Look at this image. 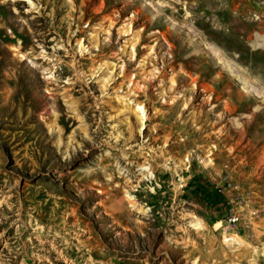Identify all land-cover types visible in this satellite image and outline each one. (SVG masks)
<instances>
[{
	"label": "rangeland",
	"instance_id": "rangeland-1",
	"mask_svg": "<svg viewBox=\"0 0 264 264\" xmlns=\"http://www.w3.org/2000/svg\"><path fill=\"white\" fill-rule=\"evenodd\" d=\"M0 264H264V0H0Z\"/></svg>",
	"mask_w": 264,
	"mask_h": 264
},
{
	"label": "bare ground",
	"instance_id": "bare-ground-1",
	"mask_svg": "<svg viewBox=\"0 0 264 264\" xmlns=\"http://www.w3.org/2000/svg\"><path fill=\"white\" fill-rule=\"evenodd\" d=\"M211 49L214 51V53L216 54V56L220 59V61H222L223 65L234 75L235 74V70L234 68L230 65L229 62H227L226 60H224L220 54L213 48L211 47ZM134 51V49H132ZM237 76V75H235ZM246 82V81H245ZM163 86V85H162ZM250 87V86H247V88ZM120 103L122 104L123 108L122 110L119 112V113H123L124 110H131L133 112H135L137 115H136V118L140 121L141 125L143 126V129L146 127V121L149 119V116H148V113H147V110L145 109L144 106H142L141 104H139L136 100L134 99H129V98H126L125 96H121V99H120ZM140 112V113H139ZM121 113V114H122ZM124 120L126 122H130V117L128 115H126V113L124 112ZM147 170H151V168H147ZM128 200L130 201H133L135 199V197H133V195H129L128 194ZM129 201V202H130ZM134 202L131 203L130 206L134 207ZM129 211H133V210H129ZM236 216V215H235ZM235 218V217H234ZM236 219H233L232 221L234 222ZM238 221V220H237ZM232 223V222H231ZM195 225V224H194Z\"/></svg>",
	"mask_w": 264,
	"mask_h": 264
},
{
	"label": "built area",
	"instance_id": "built-area-1",
	"mask_svg": "<svg viewBox=\"0 0 264 264\" xmlns=\"http://www.w3.org/2000/svg\"><path fill=\"white\" fill-rule=\"evenodd\" d=\"M233 213V212H232ZM231 213V214H232ZM231 214H230V216L228 217V220H229V222L231 223Z\"/></svg>",
	"mask_w": 264,
	"mask_h": 264
}]
</instances>
